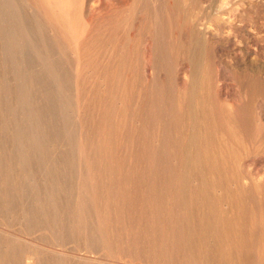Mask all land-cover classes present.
<instances>
[{"label": "rangeland", "instance_id": "rangeland-1", "mask_svg": "<svg viewBox=\"0 0 264 264\" xmlns=\"http://www.w3.org/2000/svg\"><path fill=\"white\" fill-rule=\"evenodd\" d=\"M187 239L264 253V0H0V264Z\"/></svg>", "mask_w": 264, "mask_h": 264}, {"label": "bare ground", "instance_id": "bare-ground-1", "mask_svg": "<svg viewBox=\"0 0 264 264\" xmlns=\"http://www.w3.org/2000/svg\"><path fill=\"white\" fill-rule=\"evenodd\" d=\"M120 11V10H119ZM182 31V30H181ZM138 36V35H137ZM178 228L179 225H178ZM188 241V242H187ZM182 242L183 250L181 251L182 258H177L179 264H207L203 262V258H197L193 250L190 248L189 240ZM168 248V246L165 247V249ZM172 250L177 253L179 251V248L176 246H173ZM237 250V249H236ZM242 250V249H241ZM158 255V254H156ZM242 255V254H241ZM174 256H169V259L172 260ZM230 256L227 255V259L230 260ZM238 261V260H237ZM149 263V262H148ZM242 264V263H241ZM257 264H264V253H262V257L259 259Z\"/></svg>", "mask_w": 264, "mask_h": 264}]
</instances>
